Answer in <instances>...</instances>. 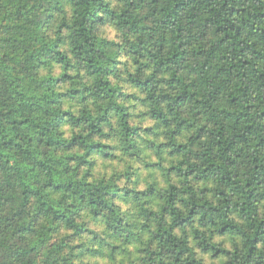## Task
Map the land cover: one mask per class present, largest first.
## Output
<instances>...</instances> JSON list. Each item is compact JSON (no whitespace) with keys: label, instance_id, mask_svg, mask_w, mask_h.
<instances>
[{"label":"trees","instance_id":"16d2710c","mask_svg":"<svg viewBox=\"0 0 264 264\" xmlns=\"http://www.w3.org/2000/svg\"><path fill=\"white\" fill-rule=\"evenodd\" d=\"M0 264H264V0H0Z\"/></svg>","mask_w":264,"mask_h":264},{"label":"rangeland","instance_id":"374dc122","mask_svg":"<svg viewBox=\"0 0 264 264\" xmlns=\"http://www.w3.org/2000/svg\"><path fill=\"white\" fill-rule=\"evenodd\" d=\"M103 33L106 35V36H109L110 38L114 37L116 35V33L112 30V29H109V28H105L103 30ZM144 126H151L152 125V122L151 121H145L143 123Z\"/></svg>","mask_w":264,"mask_h":264}]
</instances>
